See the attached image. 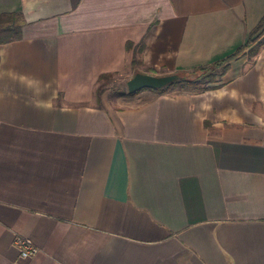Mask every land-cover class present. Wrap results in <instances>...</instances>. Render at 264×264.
Here are the masks:
<instances>
[{
    "label": "crops",
    "instance_id": "crops-1",
    "mask_svg": "<svg viewBox=\"0 0 264 264\" xmlns=\"http://www.w3.org/2000/svg\"><path fill=\"white\" fill-rule=\"evenodd\" d=\"M6 13L24 24L0 44V264H264V46L210 90L96 99L140 43L139 72L213 66L264 0H0ZM18 237L39 252L22 258Z\"/></svg>",
    "mask_w": 264,
    "mask_h": 264
},
{
    "label": "trees",
    "instance_id": "trees-1",
    "mask_svg": "<svg viewBox=\"0 0 264 264\" xmlns=\"http://www.w3.org/2000/svg\"><path fill=\"white\" fill-rule=\"evenodd\" d=\"M24 21L18 13H6L0 15V44L9 43L20 39L21 29ZM264 46V17L258 22V24L252 29L248 35L244 44L239 46L232 54L226 58L216 62L213 69L205 71L207 67L196 69L192 72L193 76L184 75L182 78H177L174 82L161 89H153L158 92H169L173 89H189L194 92L210 90L218 86V79L221 78L229 69L230 61L240 56L243 52H247L250 58L256 56L260 49ZM127 50H131L132 43L126 44ZM143 43L133 46L134 55L131 62V67L135 69V72H139L136 68L143 67L142 53ZM220 70H216V67H221ZM201 73H197L198 71ZM146 73L153 74L151 68H145ZM156 75V74H153ZM115 74H102L97 82L96 99L100 103L101 96L106 91V86L114 82ZM217 83V84H216ZM123 95H132L127 92L126 83L125 90L122 91Z\"/></svg>",
    "mask_w": 264,
    "mask_h": 264
},
{
    "label": "water",
    "instance_id": "water-1",
    "mask_svg": "<svg viewBox=\"0 0 264 264\" xmlns=\"http://www.w3.org/2000/svg\"><path fill=\"white\" fill-rule=\"evenodd\" d=\"M183 75H153L144 72H136L126 82L127 92L134 94L142 89H161L174 82L177 78H182Z\"/></svg>",
    "mask_w": 264,
    "mask_h": 264
},
{
    "label": "rangeland",
    "instance_id": "rangeland-1",
    "mask_svg": "<svg viewBox=\"0 0 264 264\" xmlns=\"http://www.w3.org/2000/svg\"><path fill=\"white\" fill-rule=\"evenodd\" d=\"M214 66L215 65H213V66H205V67H207V69L205 71H209L210 69H213ZM220 68H222V66L221 67H216V70H220ZM134 73H136V72H133V70L128 69L122 75L115 77L114 82L112 84L106 86V88H107L106 91H109L110 93H117L119 91H124L125 90V83L130 79V77H132L134 75ZM197 73L199 74V73H201V71H198ZM189 74H192V72H189L186 75L187 76H193V75H189ZM223 76H221V78L218 79V82H217L218 84L221 83Z\"/></svg>",
    "mask_w": 264,
    "mask_h": 264
},
{
    "label": "built area",
    "instance_id": "built-area-1",
    "mask_svg": "<svg viewBox=\"0 0 264 264\" xmlns=\"http://www.w3.org/2000/svg\"><path fill=\"white\" fill-rule=\"evenodd\" d=\"M15 245L19 249L22 258L34 256L39 252V248L29 238L18 237L15 240Z\"/></svg>",
    "mask_w": 264,
    "mask_h": 264
}]
</instances>
